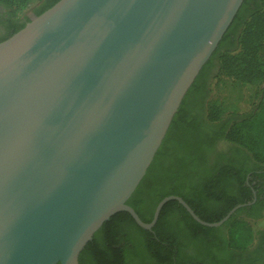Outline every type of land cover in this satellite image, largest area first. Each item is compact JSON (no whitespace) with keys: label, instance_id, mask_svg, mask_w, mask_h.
I'll use <instances>...</instances> for the list:
<instances>
[{"label":"water","instance_id":"95a60500","mask_svg":"<svg viewBox=\"0 0 264 264\" xmlns=\"http://www.w3.org/2000/svg\"><path fill=\"white\" fill-rule=\"evenodd\" d=\"M244 0H60L0 43V264H79L127 205ZM256 199V193H254ZM255 201V200H254Z\"/></svg>","mask_w":264,"mask_h":264},{"label":"trees","instance_id":"16d2710c","mask_svg":"<svg viewBox=\"0 0 264 264\" xmlns=\"http://www.w3.org/2000/svg\"><path fill=\"white\" fill-rule=\"evenodd\" d=\"M59 1L0 0L16 19L0 43ZM39 4L31 17L19 22ZM214 67L234 82L261 88L255 110L226 116L219 101L209 100L204 83ZM220 140L231 146L227 158L216 156ZM171 196L182 198L209 223L221 221L239 205H251L218 228L198 224L177 201L163 207L151 231L128 213H117L84 248L79 264H264V229L253 227L264 219V0L243 1L127 205L150 223L158 204Z\"/></svg>","mask_w":264,"mask_h":264},{"label":"rangeland","instance_id":"374dc122","mask_svg":"<svg viewBox=\"0 0 264 264\" xmlns=\"http://www.w3.org/2000/svg\"><path fill=\"white\" fill-rule=\"evenodd\" d=\"M260 90L261 88L257 86L234 82L218 71L211 79L208 87L209 100L219 101L227 109L226 116L250 114L260 102ZM253 227L255 230L264 229V219L254 222Z\"/></svg>","mask_w":264,"mask_h":264},{"label":"flooded vegetation","instance_id":"af4514ba","mask_svg":"<svg viewBox=\"0 0 264 264\" xmlns=\"http://www.w3.org/2000/svg\"><path fill=\"white\" fill-rule=\"evenodd\" d=\"M39 6H40V4L35 6L32 9L28 10L23 15H21L19 17V22H25L26 19H28L29 17H31L34 14V11ZM15 20L16 19L14 18V16H12V11H10L6 7L0 5V38L5 37L8 34V32L11 31V29L14 27V25L16 23ZM217 71L218 70L215 67L210 70L208 77H207V81L204 83V86L209 87L210 81L215 76ZM207 103H208V99L205 100V106L207 105ZM230 148H231V146L227 142H225L224 140L218 141L215 145L216 156L219 155V157H221V158H227L230 154L229 153Z\"/></svg>","mask_w":264,"mask_h":264}]
</instances>
